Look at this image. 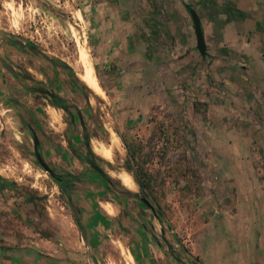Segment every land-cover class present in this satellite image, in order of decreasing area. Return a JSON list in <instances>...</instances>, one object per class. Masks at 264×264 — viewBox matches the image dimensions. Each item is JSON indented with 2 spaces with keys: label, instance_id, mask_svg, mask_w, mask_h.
Returning <instances> with one entry per match:
<instances>
[{
  "label": "rangeland",
  "instance_id": "obj_1",
  "mask_svg": "<svg viewBox=\"0 0 264 264\" xmlns=\"http://www.w3.org/2000/svg\"><path fill=\"white\" fill-rule=\"evenodd\" d=\"M185 4L206 21L205 58ZM0 28L28 45L12 43L21 65L3 50L0 65L20 67L27 84L8 95L39 120L45 161L82 176L69 190L55 181L0 103V236L72 264H264V0H0ZM83 48L103 94L79 77ZM113 134L108 160L95 147ZM87 150L115 190L79 162ZM121 186L137 196L119 201ZM91 206L113 218L87 257L79 208Z\"/></svg>",
  "mask_w": 264,
  "mask_h": 264
},
{
  "label": "crops",
  "instance_id": "obj_2",
  "mask_svg": "<svg viewBox=\"0 0 264 264\" xmlns=\"http://www.w3.org/2000/svg\"><path fill=\"white\" fill-rule=\"evenodd\" d=\"M207 1V0H206ZM196 10V9H195ZM197 12V10H196ZM198 13V12H197ZM202 27H203V33L204 38L206 37V28L207 25L205 24L206 21L203 20L201 15L198 13ZM210 20V19H209ZM122 34V35H121ZM126 38L125 33H119L117 46L113 45L112 48L117 47L120 51L119 47L123 46L125 48V42L122 40V38ZM14 41L7 36L0 35V64L1 59L3 57V50L8 52V55L12 57L16 62H19L15 55V51L13 50L16 48L12 45ZM206 42V41H205ZM131 43V44H130ZM128 46V53H131L132 50H134L132 46V41L129 40ZM134 45V44H133ZM207 46V44H206ZM116 51L114 50L113 53ZM126 52V53H127ZM127 53V54H128ZM214 53L213 51H210L207 47V54L210 55ZM224 64V63H223ZM1 74H3V68L0 65V96L3 95V97H0V103L3 104L4 102L8 101V107L10 110H12L15 113L16 121H18L17 125L20 126V119L21 117H18V113H23V111H27V107L24 105V101H21V99L18 100H7L6 95L8 94V91L6 90V86L8 84H11L12 76L7 75L4 77H1ZM61 76L62 72H61ZM61 77V78H62ZM64 81L65 79L62 78ZM64 82H59L58 87L61 89L63 87ZM0 104V105H1ZM8 109V110H9ZM20 118V119H19ZM19 128V127H18ZM17 128V129H18ZM80 182H76L78 184ZM88 184V183H87ZM99 202V200H98ZM100 203V202H99ZM79 214H81V217L83 219H87V221H84L83 224L81 222V226L83 225L85 228V240L87 241V244L85 246L84 252L87 253L86 256L88 257L89 252L95 251V247H97L96 243H92V240L98 239V232H102L104 229L109 228V220H112L113 217L107 215L104 213L100 208H97L96 206L91 207H80L79 208ZM69 254V253H68ZM67 253H48L47 255L42 253L41 251H36L34 247H23V246H15L12 245L9 242V239L7 237L0 236V264H72L71 263V257H68ZM92 254V252H91ZM81 256V255H80ZM75 264H78L76 262ZM87 264H92L90 261Z\"/></svg>",
  "mask_w": 264,
  "mask_h": 264
},
{
  "label": "flooded vegetation",
  "instance_id": "obj_3",
  "mask_svg": "<svg viewBox=\"0 0 264 264\" xmlns=\"http://www.w3.org/2000/svg\"><path fill=\"white\" fill-rule=\"evenodd\" d=\"M14 42L19 44L18 47H19L20 50L28 48V45L26 43H23L21 45V43H19L17 41H14ZM8 57L12 58V57H10V55H8ZM2 59H5V58L2 57ZM16 64H20V62H16ZM1 67L3 68V74H1V77L7 76V75L12 76L11 84H8V86H6V90L7 91H8V89H10V90H14L16 93H18V91H21V90L23 91V89H26L27 84H25V78H24L25 74L22 73V70L20 69V67H15L14 65H12L10 63L5 64L4 67L6 69L3 66H1ZM8 94H9V91H8ZM8 94L5 96L7 100H10V101L11 100H18L16 98L10 97ZM46 94L48 95L52 105L57 106L59 108H62L64 111L70 113L71 120L73 122V120L75 119V115H74V113L71 112L70 106L65 104L63 102L62 98L56 92H54L52 90H47ZM0 97H3V95H1ZM55 101L58 102L61 106H58L55 103ZM17 115H18V117H21V119L19 118L21 125L25 126L27 128L28 132L31 135H32V131H34L38 135L39 142H40V150H41V153L43 155L42 141H41V138H40V136H41L40 133L42 132V129H41V125H40L39 120L36 119L35 117H33L31 115V113H29L28 110L27 111L26 110L23 111V113H18ZM77 118L81 122V125L83 126L84 123H83V118L81 116V113L77 112ZM32 141H33V139H32ZM85 145H86V147H88L89 143L86 142ZM33 151H34V145H33ZM43 157H44V155H43ZM76 157L79 160V162L87 164V165H90L95 171H97L101 176L104 177L105 173L104 172H100V171H98L96 169V166H98L99 168H101V167L98 165V163H97L92 151L87 150L84 153V155L77 154ZM52 169L55 172L56 176H59L60 178L63 179V181H64V183H65L67 188L69 187V183L76 184V182H80V181L72 180L70 177L66 176L65 173H69L71 175L78 176V177H80V179L82 178L81 173H70V172L62 171V170H59V169H56V168H52ZM72 188H69V189H72ZM151 211L155 212V210L153 211L152 209H151Z\"/></svg>",
  "mask_w": 264,
  "mask_h": 264
},
{
  "label": "bare ground",
  "instance_id": "obj_4",
  "mask_svg": "<svg viewBox=\"0 0 264 264\" xmlns=\"http://www.w3.org/2000/svg\"><path fill=\"white\" fill-rule=\"evenodd\" d=\"M84 48L80 50V54H79V60H80L81 65H82V71L79 73V77L95 93L103 94V89H102V87L98 81V78L95 74V70H94V67L92 65V62L90 61L89 55L84 50ZM110 136H112L111 143L103 144L101 146L95 147L96 152L108 160H110L112 158L113 152L116 151L117 149H119V141H118L117 136L115 134L110 135ZM120 174H118V175H120ZM121 180H122L123 184L130 189H134L136 186L134 180L132 179V177L128 173H123L121 175ZM109 205H111V204H109ZM106 209H108V208H106Z\"/></svg>",
  "mask_w": 264,
  "mask_h": 264
},
{
  "label": "water",
  "instance_id": "obj_5",
  "mask_svg": "<svg viewBox=\"0 0 264 264\" xmlns=\"http://www.w3.org/2000/svg\"><path fill=\"white\" fill-rule=\"evenodd\" d=\"M185 7L190 16L194 34H195V40H196L195 49L199 52L202 58H205L207 55V46H206V42L204 38L203 27H202L200 17L198 13L196 12L195 8L191 4H185ZM0 35L7 36V33L0 28ZM32 139H33V145H34V155L36 157L38 165L43 170L48 172V174L53 179H55V181H57L61 185L64 184V181L62 180V178H60L59 176H56L51 166L45 161L41 153V150H40L39 137L34 131H32ZM96 169L100 172H103V170L99 168L98 166H96ZM141 200L154 211V207L150 204L147 198L141 197Z\"/></svg>",
  "mask_w": 264,
  "mask_h": 264
},
{
  "label": "trees",
  "instance_id": "obj_6",
  "mask_svg": "<svg viewBox=\"0 0 264 264\" xmlns=\"http://www.w3.org/2000/svg\"><path fill=\"white\" fill-rule=\"evenodd\" d=\"M64 65H65V64H64ZM65 67L69 70V72H70V74L72 75L73 79L77 80V77H76V75L74 74V71L72 70V68H71L70 66H68V65H65ZM55 103H56L58 106H61L58 102L55 101ZM93 154H94V153H93ZM65 175L68 176V177H70L72 180H75V181H81L80 177H78V176H74V175H71V174H69V173H65ZM104 177H105V179L107 180V183H105V186H106L107 190H109V191H113V190H115V189L113 188L112 181H111L110 177H109L107 174H105ZM139 184H140V182H139ZM72 187H74V184H73V183H69V187H68V189H69V188H72ZM141 188H142V186H141ZM116 191H117V193H116V194H117V199H118L119 201H120V198H121L120 196H121L122 194H128V195L137 196V193H136V192H132V191H130V190L124 188L123 186L119 187V189H117ZM116 191H115V192H116ZM68 199H69V201H71V199H70V195H68ZM73 219H74L75 223L78 224L77 216H76L75 213H73Z\"/></svg>",
  "mask_w": 264,
  "mask_h": 264
}]
</instances>
